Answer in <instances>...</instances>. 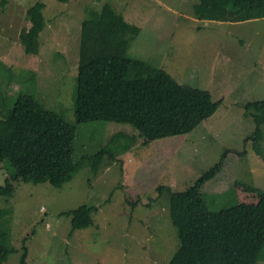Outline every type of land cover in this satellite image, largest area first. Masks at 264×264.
Returning a JSON list of instances; mask_svg holds the SVG:
<instances>
[{"label":"rangeland","instance_id":"374dc122","mask_svg":"<svg viewBox=\"0 0 264 264\" xmlns=\"http://www.w3.org/2000/svg\"><path fill=\"white\" fill-rule=\"evenodd\" d=\"M38 1L45 3L46 25L38 53H29L20 34L30 27L28 9ZM198 2L0 0V100L6 101L0 118L20 93L34 94L76 125V160L98 157V167L87 160L60 187L14 182L9 202L0 198V206L10 210L0 218V229L9 233L4 264H21L25 249L27 264H169L181 242L170 194L158 186L187 189L226 150L222 170L203 187L210 208L237 202L236 180L264 190V125L256 147V123L246 114L248 101L264 99V17L200 19ZM107 3L141 27L128 36L126 54L166 69L180 83L209 89L222 99L214 115L190 133L149 145L128 123L76 121L82 23ZM102 150L109 154L100 160ZM13 173L9 161H0V185ZM84 204L96 207L95 223L73 230L66 212ZM256 264H264V256Z\"/></svg>","mask_w":264,"mask_h":264},{"label":"trees","instance_id":"16d2710c","mask_svg":"<svg viewBox=\"0 0 264 264\" xmlns=\"http://www.w3.org/2000/svg\"><path fill=\"white\" fill-rule=\"evenodd\" d=\"M44 8L45 3L38 1L28 9L31 25L20 35L29 53L39 51L40 33L46 25ZM194 11L200 19L245 21L264 17V0H199ZM140 31L139 25L127 21L111 4L90 11L82 23L75 116L78 123H128L140 131L142 143L149 145L192 132L215 114L222 99L215 100L209 89L180 83L164 68L128 56V36ZM4 104L2 98L0 105ZM1 111L0 161H9L14 168L0 185V198L6 202L14 193L15 181H50L60 187L87 160L98 167L97 155L76 160V125L46 108L34 94L20 93L8 114ZM246 114L256 123L251 137L257 147L263 136L264 99L248 101ZM107 153L99 152L100 160ZM227 153L185 190L158 186L170 194L171 218L181 242L169 264H256L264 256L262 188L236 180L237 202L217 210L205 198L203 187L222 170ZM109 158L116 159V155L110 153ZM95 210L84 204L66 212L72 215L73 230L93 225ZM9 212L0 206V218ZM8 239V231L0 229V264L10 254ZM27 256L25 249L21 264H27Z\"/></svg>","mask_w":264,"mask_h":264}]
</instances>
